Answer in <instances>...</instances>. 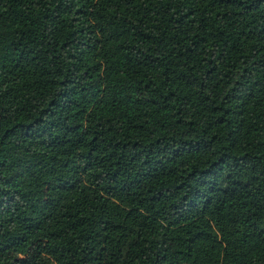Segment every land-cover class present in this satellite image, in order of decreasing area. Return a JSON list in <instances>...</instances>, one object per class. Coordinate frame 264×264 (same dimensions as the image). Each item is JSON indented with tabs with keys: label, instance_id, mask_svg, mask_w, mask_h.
<instances>
[{
	"label": "trees",
	"instance_id": "16d2710c",
	"mask_svg": "<svg viewBox=\"0 0 264 264\" xmlns=\"http://www.w3.org/2000/svg\"><path fill=\"white\" fill-rule=\"evenodd\" d=\"M264 264V0H0V264Z\"/></svg>",
	"mask_w": 264,
	"mask_h": 264
},
{
	"label": "rangeland",
	"instance_id": "374dc122",
	"mask_svg": "<svg viewBox=\"0 0 264 264\" xmlns=\"http://www.w3.org/2000/svg\"><path fill=\"white\" fill-rule=\"evenodd\" d=\"M182 263L183 264H189L187 261H185V260H182Z\"/></svg>",
	"mask_w": 264,
	"mask_h": 264
}]
</instances>
